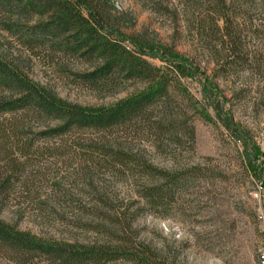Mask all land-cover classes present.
I'll return each instance as SVG.
<instances>
[{"label": "rangeland", "instance_id": "1", "mask_svg": "<svg viewBox=\"0 0 264 264\" xmlns=\"http://www.w3.org/2000/svg\"><path fill=\"white\" fill-rule=\"evenodd\" d=\"M113 1L132 19L127 34L170 45L198 67L194 77L179 79L180 89L195 99L193 107L173 90L184 110L183 120L194 127V140L179 133L157 146L142 126L37 138L33 147L39 148V154L28 156L26 167L17 171L1 205V218L20 230L58 241H143L168 264H258L256 253L264 240L258 210H264V198L255 200L251 191L264 186V0L235 1L232 18L239 25L243 50L227 65L232 57L224 56L220 44L214 52L212 37L209 42L196 34L179 0ZM0 44L24 64L33 80L69 102L107 105L143 86L130 80L114 92L92 90L74 82L69 72L87 69L84 62L56 66L42 53L22 48L2 30ZM150 61L161 65L156 59ZM205 77L212 79L213 93L223 100L224 109L248 131L250 143L260 147L253 161L255 174L243 164L241 143L233 140L212 109H204L200 83ZM54 124L34 112L0 115V168H5L8 158L22 161L21 146ZM103 143L137 154L160 168L153 171L163 176L143 169L113 168L108 157L90 146ZM183 171L184 180L162 202L152 205L141 196L142 189L165 184V176ZM0 264L15 263L0 253ZM109 264L123 263L118 259Z\"/></svg>", "mask_w": 264, "mask_h": 264}, {"label": "trees", "instance_id": "2", "mask_svg": "<svg viewBox=\"0 0 264 264\" xmlns=\"http://www.w3.org/2000/svg\"><path fill=\"white\" fill-rule=\"evenodd\" d=\"M179 1L196 34L209 42L214 39V52H218L216 46L220 44L226 52L224 56L232 57L225 64H231L243 50L239 25L232 18L236 2L241 0ZM131 23L129 14L118 10L113 0H0V30L22 48L42 53L56 66L70 61L84 62L87 69L69 71L77 84L114 92L126 81L143 83L140 89L107 105L69 102L52 88L33 80L24 64L0 46V115L34 112L55 122L33 134L21 146L22 161L17 157L8 158L5 168H0L8 169L7 173L0 171V210L15 184L17 171L26 167V158L39 154V148L33 147L37 138L62 137L77 130L104 133L114 128L142 126L157 146L163 139L177 138L179 133L194 140V127L183 120L184 110L179 108L173 90L183 94L186 103L193 107L192 101H196L186 89H180L179 79L194 77L198 67L170 45L142 34H127L125 29ZM150 59L160 61L161 65ZM200 85L206 102L204 109H212L233 140L241 143L243 164L255 174L257 165L253 161L260 147L250 143L248 131L224 109L223 100L213 93L212 79L205 77ZM90 146L108 157L113 168L143 169L151 175H162L161 171H153L160 168L135 153L113 150L104 143ZM185 172L165 176V184L146 187L141 196L152 205L162 202L184 180ZM0 253L15 264H109L118 259L123 264H168L158 250L143 241L123 238L114 244H80L46 239L18 229L1 216Z\"/></svg>", "mask_w": 264, "mask_h": 264}, {"label": "built area", "instance_id": "3", "mask_svg": "<svg viewBox=\"0 0 264 264\" xmlns=\"http://www.w3.org/2000/svg\"><path fill=\"white\" fill-rule=\"evenodd\" d=\"M251 196L257 201L263 199L264 198V186L257 185L256 188L253 189V191H251ZM258 217L261 220L262 228L264 231V210L261 208H259L258 210ZM256 257H257L258 264H264V240L259 246V248L257 249Z\"/></svg>", "mask_w": 264, "mask_h": 264}]
</instances>
